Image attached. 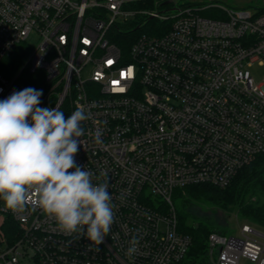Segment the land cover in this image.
I'll return each mask as SVG.
<instances>
[{
    "label": "built area",
    "instance_id": "2783aa9c",
    "mask_svg": "<svg viewBox=\"0 0 264 264\" xmlns=\"http://www.w3.org/2000/svg\"><path fill=\"white\" fill-rule=\"evenodd\" d=\"M256 62L264 64L258 6L0 0V100L27 88V78L43 91L40 107L90 113L75 159L94 184L108 182L114 211L96 246L40 210L14 214L2 203L0 225L8 216L16 226L0 229V264H264V234L248 224L239 236L210 233L202 260L191 262L192 239L172 203L187 186L225 188L264 153ZM133 237L138 251L129 256Z\"/></svg>",
    "mask_w": 264,
    "mask_h": 264
},
{
    "label": "clouds",
    "instance_id": "9594fccd",
    "mask_svg": "<svg viewBox=\"0 0 264 264\" xmlns=\"http://www.w3.org/2000/svg\"><path fill=\"white\" fill-rule=\"evenodd\" d=\"M42 95L28 87L0 100V201L14 214L40 210L61 232L98 246L111 230L114 211L108 182L94 184V173L75 159L83 145L81 122L90 113L78 106L65 116L56 107H40ZM100 136L97 131V143ZM129 244L132 256L139 240L133 237Z\"/></svg>",
    "mask_w": 264,
    "mask_h": 264
},
{
    "label": "trees",
    "instance_id": "16d2710c",
    "mask_svg": "<svg viewBox=\"0 0 264 264\" xmlns=\"http://www.w3.org/2000/svg\"><path fill=\"white\" fill-rule=\"evenodd\" d=\"M23 60V57L17 58V68ZM25 77L28 75L25 74ZM24 82L27 88H34L27 78ZM2 203L0 201V206ZM172 203L177 214L179 231L192 239L187 258L191 262L202 260L210 233L226 234L223 227L225 224L221 225L207 215L209 210L235 212L244 223L264 229V153L239 171L231 184L225 188L208 184L187 186L174 191ZM15 226L16 223L5 216L0 229L7 233Z\"/></svg>",
    "mask_w": 264,
    "mask_h": 264
},
{
    "label": "rangeland",
    "instance_id": "374dc122",
    "mask_svg": "<svg viewBox=\"0 0 264 264\" xmlns=\"http://www.w3.org/2000/svg\"><path fill=\"white\" fill-rule=\"evenodd\" d=\"M219 4L231 7V8H254L260 7L264 8V1L263 0H218ZM28 44L35 48L37 45V41L34 36L28 40ZM251 74L253 75L256 83L264 89V64L260 62H256L249 68ZM207 215L214 218L218 221L221 225L225 224L223 227L226 230L227 236H239L240 228L244 224L250 225L254 230L261 232L264 234V229L259 226L250 223H244L241 221L235 212H223L219 210H209Z\"/></svg>",
    "mask_w": 264,
    "mask_h": 264
}]
</instances>
